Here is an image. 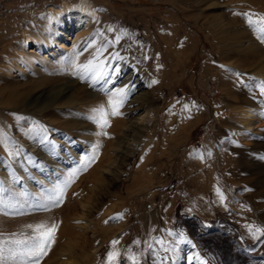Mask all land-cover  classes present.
Listing matches in <instances>:
<instances>
[{"label": "rangeland", "instance_id": "374dc122", "mask_svg": "<svg viewBox=\"0 0 264 264\" xmlns=\"http://www.w3.org/2000/svg\"><path fill=\"white\" fill-rule=\"evenodd\" d=\"M220 1L227 4L221 10L226 20L232 25L238 22V36L244 37L249 25L264 29L260 14L240 9L247 0ZM83 5L96 14L91 30L71 45L73 56L65 53L62 64L53 58L43 68L57 78L66 75V83L60 92L38 97L31 92L39 77L37 70L20 71L16 64L28 63L27 36L49 34L54 10L64 17L65 12ZM212 13L197 0H0V73L3 68L21 73L18 78L0 74V86L11 84L24 91L27 108L33 111L47 106L46 119L64 133L62 152H56L52 142L40 146L39 152L54 154L56 163L57 157L67 156L78 144H89L88 151H80L74 170L66 172L57 186H49L60 191L77 173L82 176L69 198L57 193L55 201L59 198L58 206L76 202L79 212L95 201L104 210L112 207L123 221L120 231L107 234L89 264H109V252L119 253L112 264H133L132 256L138 264H264V235L256 232L264 228L259 215L264 209V157L261 150H249L253 143L242 140L231 125L238 115L240 90L263 97L264 78L252 81L229 64L227 37L216 27ZM120 74H131L130 81L113 100L124 102L123 96L132 87H136L135 94L147 91L134 107L158 104L159 120L155 132L152 127L145 132L146 143H139L137 130L128 132L130 138L122 142L114 171L109 173V190L97 192L92 188L91 170H101L110 162L122 128L113 131L111 121L121 125L126 117L119 108L120 117L112 115L109 103L92 106L88 101L91 94L101 93L113 82V75ZM10 87L0 97L7 98ZM0 106V114L7 117L21 113L20 108ZM101 106L109 113L107 127H101L99 114L93 111ZM193 115L195 120L188 123ZM39 132L38 128L22 135L23 141L39 139ZM6 151L0 146V153L15 154ZM94 163L99 165L92 168ZM72 212L61 217L59 236L40 264H69L80 253L92 254L91 248L102 240L91 229L84 237ZM62 229L67 232L62 234ZM33 235L32 229L0 231V241ZM62 248L69 258L64 263ZM9 264H23V259Z\"/></svg>", "mask_w": 264, "mask_h": 264}, {"label": "bare ground", "instance_id": "6f19581e", "mask_svg": "<svg viewBox=\"0 0 264 264\" xmlns=\"http://www.w3.org/2000/svg\"><path fill=\"white\" fill-rule=\"evenodd\" d=\"M197 1H200L201 4L203 3V5L207 7V9H211L213 11L212 20L214 21L216 27L218 26L220 28V33L226 35V41L228 42L229 48L228 52L225 54V59L229 62V64L234 66L238 71L244 72V74L249 76L250 80L252 81L257 78H264V29L256 25H249L246 28V32L244 31L246 35L244 37H240L238 36V31L236 30V28L239 27L238 22L232 25V22L229 20L227 21L226 17L224 16L225 14L221 12V10L227 6L226 3L223 4L220 0ZM233 3V5H235V2ZM236 3L239 4L238 2ZM241 5L242 8L238 6L240 9L245 8V10L248 12H253L254 14L258 13L264 18V0H247L245 4L243 2ZM179 6L181 7V4H179ZM70 12H65L64 17H59L58 11L54 10L49 34H35L34 36H27L26 47L28 63H16L20 71H27L29 68H34L37 70V75H39V77L34 82L31 92L33 94H37L38 97L50 93L60 92L62 90L66 83V75L64 78L62 77L63 79L57 78L54 75V72L50 74L51 72L48 73V71L43 68L47 67L49 61L53 58L62 64L64 60L63 55L65 53L73 56L75 51L71 49L72 46L88 33V30L90 29V23L96 16L95 12L85 5L77 7ZM81 52L82 51L79 53ZM82 54H85V52ZM83 57H85V55ZM14 72H17V70L14 71L12 68H3V71L0 74L4 76L3 78L9 76L10 78L11 76H15L13 78H18L17 76L21 77V73L14 74ZM130 77L131 74L126 76L123 74L121 76L120 74L115 78L113 75V82L111 84L109 83L105 87L106 89L104 88V91L99 94H91L92 97L87 95L90 98L88 102L92 103L93 106V103L96 105L101 103L105 105L109 103L110 100L114 101L113 96L116 97V95H121V91L124 90V87L122 90L119 89H121L122 86H125L130 81ZM249 77H247V80ZM163 81L166 82L164 79ZM10 85H1L0 95H2V93L10 87ZM144 87V84L140 86V88ZM132 88L136 90V87ZM133 89L129 90L128 94L125 93L126 96H123L125 97L124 102L121 101L122 104L120 102L121 105L119 109L122 110L121 113L126 117V121L122 123L123 125H120L118 122L113 123L111 121L113 131L116 129L119 130V128L122 127L120 130L121 134L117 135L116 137L114 136L116 138L113 150L114 155L111 156L110 162L108 164L102 165L101 170L97 171L98 168L91 170L92 175L90 176H93L92 181L94 182L92 184V188L97 190V192L107 193V190H109V186L112 183V178H110L111 176L109 173L114 171L113 165L115 164L116 159H119L121 150L120 146L122 142L127 138H130L128 132L131 130H137V132H139L137 136L140 135L139 143L141 144L148 142L146 139V134L150 127H152L153 132L156 131L159 120V108L157 107L158 104H156V106L149 101L150 104L134 107L137 99L148 92L144 91L142 93L135 94L136 92ZM240 91L241 93L239 92V100L237 101L238 105L236 106L238 109V115L235 117V120L232 121L231 125L233 129L236 130V134L242 140H247L253 143L251 147H248L249 150H261L259 153H261L262 157H264V96H256L252 93H249L248 90ZM24 95L25 93L24 91L22 92L21 89L18 90L16 88L10 87L8 97H0V103L2 105H11L17 109L20 108L21 110L20 114L13 116L11 115V117L0 114V146L6 149V152L11 154L12 152L15 153L13 157L6 153H0V201H2L3 205L6 206L0 210V231L4 233L24 231L26 229H32L28 228V225H37L43 223L47 228H51L53 225L56 226L54 239L56 240L60 233L59 230L62 228L61 217L64 215H69L70 212L73 211L72 213L74 214V221H76L78 227L80 228L81 234H83L84 237L91 229L93 230L92 234L96 235L98 233L102 239L100 242H98V244H95V246L93 245L94 247L91 248L92 254L88 253L86 255H82V253H80L79 257L77 256L80 260L74 258V260L69 262V264H89L91 258L101 246L107 234H109V232L116 233L117 231H120L123 226V221L121 220L118 212H116V210L113 211L112 207H108L106 210H104L95 201L89 204V209L85 208L84 211H80L81 213L78 211L77 203L75 201V203L70 202L71 204L67 203L66 205L62 206H55V194L60 193L63 196L65 195L66 197H70L71 193H74L78 183L81 182L82 176L77 173V175L62 185L60 191L50 189L49 186H57L60 183L59 181L64 178L66 172L69 171L68 173H70L74 170L80 156V151H88L89 144H87V142L84 143L83 140L84 144L80 143L75 148H72L71 150L68 149L69 151L66 152L67 156H59L57 158H59L60 161L53 163L54 161L52 159L54 154L47 155L43 153V151L40 153V146L47 142H52L55 145L57 150L56 152H60L61 148L65 147L61 142L64 133L61 135L59 131L56 130L57 128L54 122L46 119V113L44 111L47 106H44L45 108H39L40 110L33 111L27 108V104H29V102H27L28 97H25ZM56 102L57 101L52 103V105H56ZM88 102H86V104ZM50 105L51 104L48 106ZM187 109L185 112H187ZM61 110H65V108H62ZM134 110H137L138 115H134ZM193 110V112H195V109ZM194 116L195 115H193V117H189L190 122L188 121V123H191V121L195 120L196 117ZM118 117H120V115H118ZM114 118L115 117H113V120ZM38 128L40 131L39 134H41L38 137L39 139H36L33 142L25 143V141H23L24 139L22 138V135L29 134L32 132V130ZM111 135H113V133ZM137 145L138 142L135 143V146ZM21 147L23 149H21ZM155 148L156 145L152 148V150ZM21 150L24 153L21 152ZM63 150L64 149L62 148V151ZM44 151H47L46 148H44ZM97 165L99 164L94 163L92 168ZM262 195H264V193ZM101 200V197H96V201L101 202ZM260 202L263 204L262 201ZM86 205L88 204H83V206ZM259 215L264 219V209L259 212ZM63 229L62 234L65 233L64 231L67 232V230ZM90 243L92 242L90 241ZM52 245L54 246V244ZM52 249H54V247ZM51 250L50 252H52ZM64 250L65 249L62 248V250L59 252L62 255L61 258L63 259V263L67 262L69 259L65 258L64 255L66 254L63 253ZM56 251L54 252L57 255ZM88 251L90 252L89 249ZM48 255H46V257H48Z\"/></svg>", "mask_w": 264, "mask_h": 264}, {"label": "snow or ice", "instance_id": "6c2138e0", "mask_svg": "<svg viewBox=\"0 0 264 264\" xmlns=\"http://www.w3.org/2000/svg\"><path fill=\"white\" fill-rule=\"evenodd\" d=\"M109 104L112 107L111 114L119 115L118 108L120 107V103L110 100ZM93 111L99 114L98 119L96 117H93V119H97V122L101 124V127L109 126L110 122L107 119L109 113L103 106L93 109ZM59 202V198H57L55 201V206H58ZM4 207L6 206L3 205L2 201H0V210H2ZM27 227L32 228L35 232V235L29 237L28 239L0 241V264H9L10 261L16 262L18 257L23 259V264H40V259L47 255L50 246L55 239L56 226L53 225L51 228H47L45 224L41 223L37 225H28ZM256 232L264 235V228H257ZM256 232L253 233L254 236L256 235ZM116 243H118V241H113V245ZM118 256V252H109V264H112L114 258ZM129 259L132 260L133 264H138L134 256L129 257ZM196 259L198 261L200 260L198 255L196 256ZM200 264H204V262L200 261Z\"/></svg>", "mask_w": 264, "mask_h": 264}]
</instances>
